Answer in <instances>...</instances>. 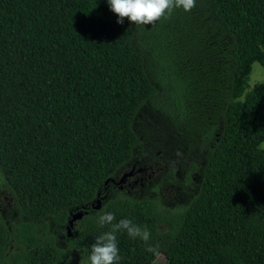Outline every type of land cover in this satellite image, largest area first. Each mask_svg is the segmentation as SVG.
<instances>
[{
	"label": "trees",
	"instance_id": "1",
	"mask_svg": "<svg viewBox=\"0 0 264 264\" xmlns=\"http://www.w3.org/2000/svg\"><path fill=\"white\" fill-rule=\"evenodd\" d=\"M200 18L203 78L185 101L184 82L171 94L149 66L141 25L118 23L108 0H0V167L29 218L20 221L28 262L64 260L53 237L39 239L34 219L65 225L71 210L95 199L136 154L135 123L161 82L177 126H196L191 144L208 149L201 189L166 209L119 194L98 213L147 228L170 264H264V82L248 85L253 64L264 67V0H204ZM82 222L81 264H88L111 225L100 226L96 215ZM8 236L0 217V262ZM116 237L119 264L157 260L126 230Z\"/></svg>",
	"mask_w": 264,
	"mask_h": 264
},
{
	"label": "rangeland",
	"instance_id": "2",
	"mask_svg": "<svg viewBox=\"0 0 264 264\" xmlns=\"http://www.w3.org/2000/svg\"><path fill=\"white\" fill-rule=\"evenodd\" d=\"M202 9L204 0H196V7L190 12L177 8L170 18L159 20L153 25H141L149 66L160 71L163 87L171 94L179 82H184L181 94L185 101H193L197 81L203 78L202 72L196 71V64L201 66V62L206 59L201 46V37L204 35V25L200 18ZM181 27H185L184 33L178 32ZM181 64L185 65L183 77L179 73ZM263 82L264 67L260 62H255L248 80L249 90ZM155 83L159 89L158 98L141 109L135 123L140 138L136 154L140 158L141 167L147 166V173H152V177L144 186H138V193L130 197L152 198L161 208L166 209L177 199L188 195V186L193 181V178L188 176L193 174L192 176L197 177L203 173L209 153L202 143L191 144L196 126L188 128L184 123L177 126L171 110V101L165 100L161 82ZM158 103L160 105L157 107ZM154 190L159 192L153 198L151 195ZM16 210H20L16 192L0 167V217L9 230L6 257L0 264H31L24 256L25 244L20 230L21 222L15 216ZM95 215L97 216V213L94 212L93 216ZM50 221L56 223L50 224ZM35 223L40 240L53 237L57 246L63 250L64 260L59 264L82 263L84 250L78 236V230L83 224L82 219L75 222L70 235L67 226L52 217L35 220ZM168 227L165 221L158 224L160 232H165ZM154 264L170 263L160 254Z\"/></svg>",
	"mask_w": 264,
	"mask_h": 264
},
{
	"label": "clouds",
	"instance_id": "3",
	"mask_svg": "<svg viewBox=\"0 0 264 264\" xmlns=\"http://www.w3.org/2000/svg\"><path fill=\"white\" fill-rule=\"evenodd\" d=\"M111 11L117 14L118 23L125 18L135 25H153L159 20L170 18L177 8L190 12L196 7V0H108ZM100 226L111 225V230L99 235L91 247L88 264H119L122 257L118 248L116 233L126 230L135 240L139 238L146 250L159 255L158 246L149 243L151 234L147 228H141L129 219L113 223L115 215L111 212L97 213Z\"/></svg>",
	"mask_w": 264,
	"mask_h": 264
},
{
	"label": "flooded vegetation",
	"instance_id": "4",
	"mask_svg": "<svg viewBox=\"0 0 264 264\" xmlns=\"http://www.w3.org/2000/svg\"><path fill=\"white\" fill-rule=\"evenodd\" d=\"M205 153V150H204ZM207 154V151H206ZM206 157V156H205ZM197 167V164L196 166ZM147 166L141 167L140 158L137 154H135L132 158H130L128 161H126L115 173L112 177H110L104 184L103 188L98 192L95 199L90 202L87 206L85 205L82 211L85 213V215H93L95 212H102L105 209V205L113 198H115L119 194H124L128 196H133L134 194H137V187L138 186H144L146 182L152 177V173H147ZM200 170H202L203 167L200 165ZM193 174H190L188 178H193V181H191V184H189L188 189L189 193L185 198H179L177 201L170 204L172 207H183L186 204H188L195 195H197L201 189V186L203 184V173H200L197 177L192 176ZM150 182V181H149ZM151 197H156L159 191L154 190ZM140 193V192H139ZM145 196V195H143ZM18 202V198H17ZM99 204L100 207L96 208L95 206ZM78 211L71 210L70 216L68 218V223L65 224L68 228L69 220L72 218V216ZM84 215V216H85ZM16 218H18V221L29 219L26 215H24L20 210H16L15 212ZM83 219V218H82ZM38 220V219H34ZM40 220V219H39ZM79 220V219H77ZM75 220L73 223V226L75 225ZM50 224L56 223V222H49ZM72 229V228H71ZM71 232L68 230V235H70Z\"/></svg>",
	"mask_w": 264,
	"mask_h": 264
},
{
	"label": "water",
	"instance_id": "5",
	"mask_svg": "<svg viewBox=\"0 0 264 264\" xmlns=\"http://www.w3.org/2000/svg\"><path fill=\"white\" fill-rule=\"evenodd\" d=\"M95 207H96V208H99L100 205L97 204ZM84 215H85V213H84L82 210L76 212V213L72 216V218L69 220L68 230H69V231L71 230V228L73 227V223H74L75 220H77V219H82V218L84 217Z\"/></svg>",
	"mask_w": 264,
	"mask_h": 264
}]
</instances>
